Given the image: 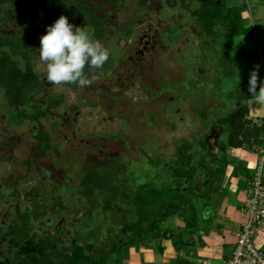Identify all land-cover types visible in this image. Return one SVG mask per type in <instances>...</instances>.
<instances>
[{
	"label": "rangeland",
	"instance_id": "374dc122",
	"mask_svg": "<svg viewBox=\"0 0 264 264\" xmlns=\"http://www.w3.org/2000/svg\"><path fill=\"white\" fill-rule=\"evenodd\" d=\"M152 1L149 12L144 10L141 13L139 8L142 6L136 5L134 8L130 5L121 14L124 15L121 23L130 20L140 30L150 27V36H156V46L143 59H136L141 61L132 69L134 77L129 79V76L121 73H111L107 77L95 78V82L88 85L87 96L81 97L88 98V105L80 104L75 93L62 84L53 87L45 84L37 95V100L44 103L52 95L66 93L67 107L74 113H80L74 117L75 126H72L78 128L79 138L75 139L67 127L56 133L62 154L58 172L46 175L47 170L54 168L51 164L56 155L38 157L32 137L34 125L30 122L21 126L15 116L7 117L0 91V257H10L17 247V243L5 239L8 226L30 208L36 234L40 237L59 236L65 247H69L75 239L80 240V235L85 240L95 241L94 231L98 233L101 230L99 235L107 238L109 230L123 223V216H117L113 205L133 189L129 185L138 187L150 183L164 189L172 185V174H168L166 169L181 147L193 146L194 167H198L205 158L207 167L218 169V153L226 150L222 145L228 146L231 140L230 131L219 138L221 128L215 125V116L220 114L217 113L220 103L227 102L226 98L215 95L216 81L224 78L220 69L224 71L226 65H221L218 49L215 53L211 49L216 45L215 40L200 24L205 7L195 0ZM221 1L229 8L242 6L249 1L243 19L245 26L251 27L252 35L237 37L236 43L257 59L255 64L250 59V73L257 70L258 76L263 77L264 0ZM119 12L122 13V10ZM42 26L40 24L38 27L42 29ZM124 26L126 28V23L121 28ZM14 28L15 24L9 27ZM111 37L114 40L109 48L122 51L126 59L134 57L135 52L127 45L126 33L124 36L114 33ZM217 46L220 43L217 42ZM35 50L39 52V47ZM129 60V64L135 63ZM39 61L41 74L47 73L46 64L40 57ZM223 78L228 91L237 85L236 79ZM259 81L260 77L258 86ZM245 91L252 97L249 84L245 86ZM237 105V102H233L232 109ZM201 111H205L204 116H201ZM59 113L63 114V110H59ZM52 123L50 119L47 120L48 127ZM202 143H207L214 158L209 157L208 150L203 151ZM263 156L259 155L261 165L258 167H263L264 180ZM30 159H34L36 164ZM234 160L238 161L236 158ZM87 169L88 172H105H102L105 179L103 190L96 193L90 189L92 196L98 195V200L90 201L77 192ZM68 184L73 188L72 193L66 194ZM59 194L61 198H58ZM62 198L67 199L63 202L67 210L62 206L57 207ZM49 218L51 223L48 222ZM171 219L165 222L163 230H168L174 236L176 251L181 248L184 253H196L198 244L190 246L188 241L197 242L199 238L194 236L193 239L190 229L178 217ZM215 220L218 222L217 218ZM202 226L200 223L194 230L199 237ZM147 240L155 241L151 238ZM79 243L83 245L82 240ZM102 244L104 249L100 254L110 251L108 244ZM132 249L140 256L147 253L135 245L124 250V259L132 256ZM86 250L88 252L90 246Z\"/></svg>",
	"mask_w": 264,
	"mask_h": 264
},
{
	"label": "trees",
	"instance_id": "16d2710c",
	"mask_svg": "<svg viewBox=\"0 0 264 264\" xmlns=\"http://www.w3.org/2000/svg\"><path fill=\"white\" fill-rule=\"evenodd\" d=\"M195 1L205 7L200 24L205 32L215 40L213 42L216 45L211 49L214 53L218 49L221 65H226L224 71L220 69L221 76L224 78L221 77L215 83L217 88L215 95L227 100L225 103H220L219 110H217L220 114L215 116V125L221 128L220 135L231 132L229 145H222V148L226 150L229 147L235 149L246 147L252 149L256 146L264 148V118L261 119V124H256L250 119V108L247 102L251 97L245 91L251 75L250 59L254 64L257 59L251 57L243 46L236 43L237 37L252 35L251 27H246L243 19V12L247 10L249 1L242 6L232 8L227 7L221 0ZM220 1L221 5H219ZM102 29V23H100L97 29L100 34L99 39L105 34V30ZM217 42L220 46H217ZM14 45L13 49L22 51L30 48L31 43L27 47V44L19 39L17 43L14 42ZM12 76L15 79L20 78V81L25 84V86L22 85L23 92L26 87H32L37 82L32 65L29 66L26 74L18 70L14 71ZM222 78H234L237 80V85L233 90L228 91ZM16 87L18 86L6 87L11 90L8 91L9 95L14 93ZM233 102L238 103L234 109H232ZM52 104L56 105L54 102ZM201 113V116H204L205 111ZM45 114L36 111L34 115H30V118L39 122L40 116ZM18 121L23 123L26 120L20 117ZM41 129L36 138L40 143L48 144V135L44 133L43 126ZM202 147L204 151L208 150L207 143H202ZM192 148V145L181 147L175 159L169 162L166 172L172 174V185L168 188H160L150 183L138 187L129 185L133 189L128 190L120 199L121 201L113 205L117 216H123V223L109 230L107 238L104 235L101 237L100 228L95 227L100 230L98 233L94 231L95 241L85 240L84 236L80 235L83 245L79 243L80 240L75 239L69 247H65L63 239L59 236H38L33 216L26 211L19 214L5 232V239L14 241L17 247L10 257H0V264H109L113 256H122L124 250L138 245L145 239L163 241L170 236L174 238L168 230H163L165 222L174 217L184 222L192 235L195 234L194 230L201 223V213L205 209H211V193L216 190L214 184L218 171L207 167L205 158H202L198 167H194ZM104 185L105 179L102 172L89 171L82 178L81 189L79 188L77 192L90 201L98 200V195L92 196L90 189L97 193L103 190ZM64 199L59 204L62 208L65 205L63 202L67 200ZM51 221L49 218L48 222L51 223ZM102 243L108 244L110 251L100 254L104 249ZM87 246H90L88 252ZM178 251L181 252V248ZM171 264L192 263L185 258L178 257Z\"/></svg>",
	"mask_w": 264,
	"mask_h": 264
},
{
	"label": "flooded vegetation",
	"instance_id": "af4514ba",
	"mask_svg": "<svg viewBox=\"0 0 264 264\" xmlns=\"http://www.w3.org/2000/svg\"><path fill=\"white\" fill-rule=\"evenodd\" d=\"M152 4V0H0V91L4 97L5 114L7 117L15 116L17 120L20 117L24 118L26 121L21 123V126L30 122L34 125L32 137L36 143L35 147L39 158L56 155L53 158L51 167H56L57 169L51 168L47 170L46 175H52L59 171L58 167L60 166L62 154L61 145L57 141L56 133L60 132L62 128L67 127L66 129L75 139L79 138L78 128H73L72 126H75L74 117L80 115L78 111L74 113L72 109L67 107L66 93L52 95L44 103L37 100V95L45 84L52 87L55 86L47 81V73L41 74V71L38 69L40 56L39 52L35 50L37 47L40 48V38L46 34L47 26L52 25L60 16H66L70 24L76 28H85L94 40L99 41L108 50L109 59L102 68L95 69L86 66L84 71L91 83L95 82V78L107 77L111 73H121L129 76L130 79L135 75L132 69L141 61H137L136 59H143L148 51L156 46L157 41L155 39L156 36H150V31L152 30L150 27L147 30H140L139 27H134V24L129 20L125 22L126 28L125 26L123 27L124 29L121 28L125 24L124 22H120V20L124 19V15L121 14H124V9L130 5L134 8L136 5L142 6L139 8L141 13L144 10L149 12ZM120 9L122 13L119 12ZM100 23H102V30H105V34L101 39H99L98 36L100 34L97 32ZM14 24L15 28L9 29ZM29 24H32L30 28H28ZM40 24H43L42 29L38 27ZM157 31L159 32V29ZM114 33H119L122 36H124V33L127 34V45H130L133 52H135L134 57L130 56V60L121 54L122 51L109 48L111 41L113 43L114 38L111 35H114ZM19 39L22 40V43H26L27 47L31 43L30 48H25L22 51L13 49V46H15L14 42L17 43ZM128 60L131 61L130 63H135L129 64ZM31 65L33 66L37 82L32 87H26L23 92L22 85L25 86V84L20 81V78L15 79L12 73L19 70L26 74ZM5 72L6 75L4 76ZM94 72L95 75L93 74ZM109 82L113 83V81ZM62 85L69 88L70 92L75 93V97L79 99L80 104L88 105V98H81L82 96H87L88 86L78 87L75 84ZM4 86L18 87L15 88L14 93L9 95L8 91L11 90H8L9 88ZM53 102L56 105L52 104ZM61 109L63 110V114L59 113ZM35 110L38 113H46L40 116L39 122H35L30 118V115L32 116L36 113ZM49 119L53 122L50 127L47 125V120ZM42 126L44 133L48 135V144H42L36 138V135L42 130ZM81 141L84 142L85 140L81 139ZM30 161L36 164L34 159H30ZM102 172L105 174L104 170ZM63 182L61 183L63 184ZM72 188L69 185V189L65 193H72ZM58 198H61V194H59ZM53 209H55V205ZM53 211L55 214V210ZM32 212L30 208L28 213L32 215Z\"/></svg>",
	"mask_w": 264,
	"mask_h": 264
},
{
	"label": "crops",
	"instance_id": "0c3cea01",
	"mask_svg": "<svg viewBox=\"0 0 264 264\" xmlns=\"http://www.w3.org/2000/svg\"><path fill=\"white\" fill-rule=\"evenodd\" d=\"M261 82H264V76L260 77V85ZM260 85L257 86V92L260 90ZM247 105L250 108V119L253 118L251 120L260 124L261 119L264 118V103L251 97ZM218 136L220 138V134ZM262 150L263 148L256 146L252 149L248 147L228 148V150H222V153H218L220 162L217 163L218 174L214 184L216 190L211 193V209H205L200 215L203 225L202 229L199 230L200 237L196 233L191 234L193 239L194 236L198 237V241H188L190 246L198 244V246L194 245L198 248L196 253H184L183 250L181 252L177 250V253L176 242L172 236L158 242L145 239L138 244V248L147 252L145 255L140 256L132 249L131 257L128 255L124 259L123 254L122 256H113L109 264H171L178 257L185 258L192 264H199L202 260H210L214 264H223L232 256L236 247L237 235L245 222L240 208L248 202V184L253 179L258 165H261L259 164V155H261ZM207 154L210 158H214L209 150ZM235 158L238 161H235ZM263 162L264 156L261 157V163ZM261 169L263 171L262 166ZM216 218L218 222H215ZM180 229L181 227H179ZM257 243L264 248V228L260 229L258 233Z\"/></svg>",
	"mask_w": 264,
	"mask_h": 264
},
{
	"label": "clouds",
	"instance_id": "9594fccd",
	"mask_svg": "<svg viewBox=\"0 0 264 264\" xmlns=\"http://www.w3.org/2000/svg\"><path fill=\"white\" fill-rule=\"evenodd\" d=\"M39 56L46 64V79L51 85L85 87L91 83L84 71L86 66L102 68L109 59V52L85 28H76L66 16H60L41 36ZM257 86L258 71L254 70L249 79V92L254 99L264 102V82L259 92Z\"/></svg>",
	"mask_w": 264,
	"mask_h": 264
},
{
	"label": "built area",
	"instance_id": "2783aa9c",
	"mask_svg": "<svg viewBox=\"0 0 264 264\" xmlns=\"http://www.w3.org/2000/svg\"><path fill=\"white\" fill-rule=\"evenodd\" d=\"M261 155H264V148ZM255 172L248 191V202L240 208L245 222L237 235L232 256L223 264H264V248L257 243L258 233L264 228V180L261 167H258ZM199 264L214 263L203 260Z\"/></svg>",
	"mask_w": 264,
	"mask_h": 264
}]
</instances>
